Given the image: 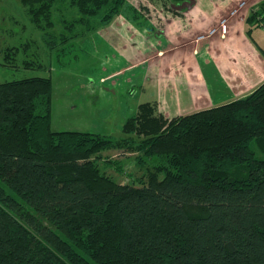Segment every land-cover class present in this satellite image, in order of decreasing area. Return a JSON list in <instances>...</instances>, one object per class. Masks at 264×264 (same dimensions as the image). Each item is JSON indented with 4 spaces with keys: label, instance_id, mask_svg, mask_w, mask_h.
Here are the masks:
<instances>
[{
    "label": "trees",
    "instance_id": "trees-1",
    "mask_svg": "<svg viewBox=\"0 0 264 264\" xmlns=\"http://www.w3.org/2000/svg\"><path fill=\"white\" fill-rule=\"evenodd\" d=\"M62 1L90 32L127 0H21L48 27ZM263 16L260 0L245 24L260 27ZM51 93L48 77L0 83V264H264V159L250 148L264 156V82L171 120L142 103L123 125V134L146 137L138 145L52 131ZM135 149L140 166L156 159L138 185L99 170L102 152Z\"/></svg>",
    "mask_w": 264,
    "mask_h": 264
},
{
    "label": "rangeland",
    "instance_id": "rangeland-1",
    "mask_svg": "<svg viewBox=\"0 0 264 264\" xmlns=\"http://www.w3.org/2000/svg\"><path fill=\"white\" fill-rule=\"evenodd\" d=\"M168 4L167 0H127L120 14L108 26L89 32L85 25L77 21V10L68 1L53 6L52 27H48L45 22L37 26L21 0H0V83L34 77L50 78V122L54 132H89L114 139L130 136L126 139L137 145L144 143L145 136L123 134V125L135 116L140 104L146 103L144 100L152 99V88L149 89L148 83L144 94L140 92L129 97L134 86L133 78L129 76L130 64H144L137 56L131 63L116 54H122L126 46L134 41L135 37L128 33L129 29H136L138 33L143 30V34L150 31L153 34V30L162 28L165 21L171 18L175 20L177 12L173 13ZM93 23L95 21L91 20L90 24ZM128 25L133 27H129L127 32L131 40L123 42L122 33L118 30L127 31ZM174 30L178 31L175 24ZM225 34L221 32L222 36ZM135 35L138 34L135 32ZM250 35L263 47L259 36H264V32L260 27L251 28ZM117 39V47H110L109 42L116 43ZM152 65L154 60L149 64ZM121 70L126 71V77L120 73ZM100 77L105 87L125 88L128 94L123 91L118 97L105 92ZM118 80L120 82H116ZM180 98L186 100L183 96ZM150 103L155 104L157 112L165 119L176 118L167 116L158 100ZM250 148L257 159H264L255 142L250 144ZM100 155L101 160L97 164L99 170L120 184L138 185L132 182L140 181L142 176L156 171L153 169L155 158H144L142 165L145 167L140 166L141 160L136 164V157H142L137 149L130 153L107 150ZM104 160H108L111 166L104 163ZM112 161L119 162L122 173L114 170L112 166L116 168L118 164Z\"/></svg>",
    "mask_w": 264,
    "mask_h": 264
},
{
    "label": "crops",
    "instance_id": "crops-1",
    "mask_svg": "<svg viewBox=\"0 0 264 264\" xmlns=\"http://www.w3.org/2000/svg\"><path fill=\"white\" fill-rule=\"evenodd\" d=\"M259 2L192 0L190 9L177 12L175 20L165 21L162 28L153 30V34L150 31L143 34L144 31L136 27L138 33L131 25L127 31L118 30L123 42L131 40L127 34L129 27L138 35L129 29L128 33L135 37L132 46H126L122 54L116 55L131 63L137 56L144 64H130L129 76L133 78L134 86L129 97L140 92L144 94L149 83L152 99L144 101L158 100L167 116L179 117L224 105L251 93L264 82V59L260 55L264 52V36H259L263 47L250 35L252 44L246 31L259 27L247 26L245 19L258 9ZM174 24L178 31L174 30ZM220 25L226 26L223 36ZM259 26L264 32V21ZM118 39L116 43L109 42L110 47H117ZM153 60L154 65L149 66ZM124 72L120 71L126 77ZM99 81L102 84L104 80L100 77ZM102 89L118 97L123 91L128 94L125 88L118 86ZM182 101L185 104L181 105Z\"/></svg>",
    "mask_w": 264,
    "mask_h": 264
},
{
    "label": "water",
    "instance_id": "water-1",
    "mask_svg": "<svg viewBox=\"0 0 264 264\" xmlns=\"http://www.w3.org/2000/svg\"><path fill=\"white\" fill-rule=\"evenodd\" d=\"M191 2H192L191 0H187V1L183 2V3H181L179 6H176V5L172 4L171 8L173 10H175V11L182 12L183 10L190 9V7L192 5Z\"/></svg>",
    "mask_w": 264,
    "mask_h": 264
},
{
    "label": "flooded vegetation",
    "instance_id": "flooded-vegetation-1",
    "mask_svg": "<svg viewBox=\"0 0 264 264\" xmlns=\"http://www.w3.org/2000/svg\"><path fill=\"white\" fill-rule=\"evenodd\" d=\"M191 1H192V0H191ZM184 2H185V1H184ZM181 3H183V2H181ZM181 3H179V4H173V5L179 6ZM191 4H192V2H191ZM167 6H168V8H169L170 10L175 11V10H173V9L171 8L172 4L169 3ZM183 11H184V10H183ZM175 12H179V11H175Z\"/></svg>",
    "mask_w": 264,
    "mask_h": 264
},
{
    "label": "built area",
    "instance_id": "built-area-1",
    "mask_svg": "<svg viewBox=\"0 0 264 264\" xmlns=\"http://www.w3.org/2000/svg\"><path fill=\"white\" fill-rule=\"evenodd\" d=\"M220 30L222 32V34H225L226 33V26L225 25H220Z\"/></svg>",
    "mask_w": 264,
    "mask_h": 264
}]
</instances>
